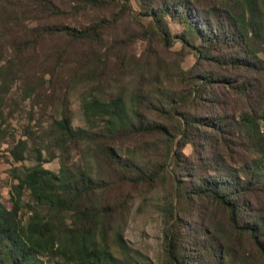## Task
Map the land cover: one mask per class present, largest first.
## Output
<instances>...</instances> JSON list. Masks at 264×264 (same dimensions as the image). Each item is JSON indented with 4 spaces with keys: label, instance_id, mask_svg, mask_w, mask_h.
Here are the masks:
<instances>
[{
    "label": "trees",
    "instance_id": "1",
    "mask_svg": "<svg viewBox=\"0 0 264 264\" xmlns=\"http://www.w3.org/2000/svg\"><path fill=\"white\" fill-rule=\"evenodd\" d=\"M63 1L72 14L109 13L73 25ZM129 2L0 0V141L16 162L35 156L12 167L11 205L0 200V264H264V0H139L149 17L142 37L165 47L176 37L194 54L186 70L154 55L167 77L188 82L102 94L103 68L128 44L116 22ZM171 21L181 25L175 36ZM78 80L97 88L81 98L85 126L58 100ZM24 100L16 135L10 119ZM38 130L59 150L58 171L43 165ZM153 134L163 143L154 158L113 144ZM81 142L90 160L72 166L69 150ZM160 179L170 195L155 263L116 219L128 208L125 185Z\"/></svg>",
    "mask_w": 264,
    "mask_h": 264
},
{
    "label": "rangeland",
    "instance_id": "2",
    "mask_svg": "<svg viewBox=\"0 0 264 264\" xmlns=\"http://www.w3.org/2000/svg\"><path fill=\"white\" fill-rule=\"evenodd\" d=\"M58 1L61 3V0ZM129 1L132 5L127 10L129 14L127 12L124 13V16L116 22L119 28L128 35V39L125 42L128 44L125 52H120L119 55L112 54L109 64L103 68L102 71L107 75V79L105 78V80L99 82L102 94L118 91L119 88L125 91L127 95L132 94L137 89L150 90L154 89V87L162 88L164 85L170 87L175 85V87L182 88L188 80L172 76L167 77L164 69L156 66L154 55L161 56L162 65L175 63L182 70H186L193 64L195 60L194 54L187 47H182L181 41L176 37H174V42L168 47H165L161 43L162 41L158 39L142 37V21L147 23L149 17L140 12L139 0ZM62 6L66 11L63 20L73 25L87 23L96 14L109 13V11L98 9L96 12L90 10L85 12V14H72L67 2L63 1ZM170 28L173 36H175L176 32L181 30V25L171 21ZM104 29H106L108 39H110L113 35L111 24ZM79 66L82 70V64ZM61 76L64 78L68 76L66 69L61 72ZM95 85V83L86 80H78L72 86L65 87L64 94L59 96L58 100L63 101L60 106L62 104L67 106L74 126L86 125L81 98L89 90L95 92L97 89ZM27 109H29V104L27 100H24L22 108L18 109L15 117L10 119L9 127L16 135L22 132V126L27 122ZM51 109L54 114H58V110L55 107ZM30 124L31 126L34 124L33 119ZM38 134L36 143L41 148L43 165L58 171L60 166L59 150L53 146L50 136L42 134L40 130H38ZM5 140L7 141V138L0 141V200L10 206L11 201L8 189L9 184L13 180L12 167L13 165H21V163L31 165L35 162V156L34 152L30 151L28 158L22 162L14 161L8 154V143ZM113 144L120 147L123 154L138 150L145 158H154L163 143L160 139V134H153L136 138L118 139ZM84 147V142H81L70 148L68 162L72 166H78L86 159L90 160V156L83 150ZM183 151L186 154L190 153V146L187 144ZM169 185L170 182L168 184L163 183L161 179L149 185L139 183L134 186L125 185L124 189H127L125 195L129 194L128 208L116 219L117 227L118 225L121 227L128 244L147 255L155 263H158L163 258V208L166 203V195H170L168 192ZM25 196L27 197V193H25ZM112 235L111 233L110 236L112 237ZM43 258L46 264H53V259L48 256H43Z\"/></svg>",
    "mask_w": 264,
    "mask_h": 264
}]
</instances>
